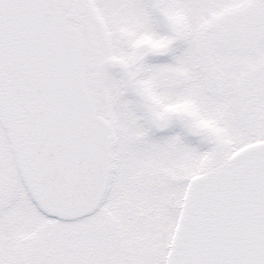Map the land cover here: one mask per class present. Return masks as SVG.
Instances as JSON below:
<instances>
[{
	"label": "snow or ice",
	"instance_id": "obj_1",
	"mask_svg": "<svg viewBox=\"0 0 264 264\" xmlns=\"http://www.w3.org/2000/svg\"><path fill=\"white\" fill-rule=\"evenodd\" d=\"M0 264H264V0H0Z\"/></svg>",
	"mask_w": 264,
	"mask_h": 264
}]
</instances>
